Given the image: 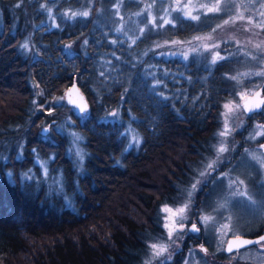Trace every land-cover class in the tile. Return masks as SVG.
Segmentation results:
<instances>
[{"label":"trees","instance_id":"16d2710c","mask_svg":"<svg viewBox=\"0 0 264 264\" xmlns=\"http://www.w3.org/2000/svg\"><path fill=\"white\" fill-rule=\"evenodd\" d=\"M24 1L33 17L37 4L0 0V264H140L147 242L163 237L160 206L173 204L187 187L185 180L211 162L200 165L220 142L215 133L221 101L251 88L244 57L229 45V53L219 58L207 52L185 61L158 57L174 50L167 40L206 33L217 17L175 13L173 23L155 32L146 26L139 31L142 19L133 29L125 14L127 37L111 32L112 15L104 23L103 12L98 16L101 0H93L86 19L62 24L60 30H35L31 41L39 50L31 57L19 47L27 28ZM125 6L133 13L138 5ZM83 36L78 51L65 49V42ZM71 82L89 98L90 114L69 110L62 118L56 105L49 113L40 110ZM260 87L264 93V82ZM116 110L118 118H107ZM244 112L242 134L250 136L264 107L257 116ZM45 123L51 129L42 136L38 128ZM130 130L137 145L129 143ZM71 132L83 139L80 169L68 153ZM229 144L231 162L224 165L227 173L219 167L220 174L235 179L256 172L264 181L256 167L264 132L247 142L233 134ZM245 154L252 162L240 166ZM47 157H52L49 170L41 176L37 159ZM223 182L215 180L214 189ZM201 246L209 247L206 240Z\"/></svg>","mask_w":264,"mask_h":264},{"label":"rangeland","instance_id":"374dc122","mask_svg":"<svg viewBox=\"0 0 264 264\" xmlns=\"http://www.w3.org/2000/svg\"><path fill=\"white\" fill-rule=\"evenodd\" d=\"M130 2L138 5L133 13L130 10L126 11L128 8L125 4ZM21 6L24 12L23 24L27 28L19 47L26 54L35 57L39 50L31 41L35 30L44 32L52 29L60 30L62 24L72 25L75 19H86L91 16L90 7L94 6V1L64 0L60 4L42 2L36 5L33 17L27 10L25 1L21 3ZM97 11L98 16L103 12V23L108 20L109 15L113 16L115 24L111 28L112 33L127 37L129 34L124 27L128 16L125 19V14H130L133 29L138 26L139 19H142L144 24H140L139 31L146 26L155 32L158 29L161 30L165 24L173 23L172 17L175 13L193 19L200 15L213 14L217 19L210 31L192 35L186 39H169L166 42L173 44L174 50L160 51L157 53L158 57H179L185 61L191 54L200 56L207 52L208 56L219 58L229 53L226 48L229 45V49L233 48V51H237L240 56L243 55L242 66L252 76V80H248L250 89L238 91L230 98L221 101L218 114L219 130L215 133L220 142L214 145L215 151L212 152L211 157L204 158L203 164L200 162V165H205L209 160L211 166L208 164L204 171H199V175L192 174L186 179L183 185L187 187L182 188L173 204L160 206L163 237L147 242L145 255L142 256L140 264H264V251H261L264 249V239L256 244L255 249L245 248L238 253L232 250L228 254L224 250L226 242L231 237H244L245 234H251L249 237L256 238L263 234L259 232L264 231V226L260 225L264 219V181L259 179L256 172L248 174V178L236 177L235 179L233 177L228 179L223 173L220 174L222 170L226 171L224 165L231 162L229 155L233 146H230L229 140L233 134L247 142L250 137L255 140L264 132V124L258 122L264 119L262 115L258 116L260 119L255 120V124L248 125L250 136H247V133L242 134L247 121L242 102L261 88L260 85L264 82V0H101ZM94 21L97 23L101 21V18ZM83 40H86L85 36L67 41L64 47L70 53H75ZM224 52L226 53L223 54ZM73 83L85 101L87 100L86 108L82 112L78 111L72 102L67 103L70 100L66 92L71 89ZM153 84L156 86L159 82ZM38 91L41 92L40 89ZM262 95L264 96L263 92ZM51 97L46 96L48 101L45 105L39 106L40 110L45 109L46 113H49L48 111L56 105L55 109L62 118L69 110L83 116L93 111L89 98L76 82L63 86ZM109 117L118 118V111L110 112L107 118ZM64 119L70 120L69 117ZM50 129L49 123L42 124L38 128L42 136H47ZM70 134L73 139L68 153L73 156L76 168L80 169L83 165L84 149L81 145L83 139L76 132ZM128 138L130 144H138V138L133 131H129ZM130 144L128 147L131 146ZM51 160L52 157H47L46 160L37 159L41 176H47L48 164ZM239 161L240 166L249 165L252 162L246 154L240 157ZM258 161L256 167L264 177V153L261 150L258 153ZM217 174L218 177H216ZM161 177L163 179L165 175L161 174ZM218 178H223L225 188L219 185L214 189L213 182ZM250 178L257 187L256 192L254 185L249 182ZM162 182L160 180L159 185ZM210 187L213 191L209 193ZM227 191H229L228 194ZM205 194L208 195L205 196ZM222 198H226L229 202L224 203L225 199L221 201ZM223 205L225 209L222 208ZM144 215L147 216L146 213ZM193 237L202 240V243L206 240L209 252L207 249L203 251L202 243L198 239L193 240ZM153 245H156V248H153Z\"/></svg>","mask_w":264,"mask_h":264},{"label":"water","instance_id":"95a60500","mask_svg":"<svg viewBox=\"0 0 264 264\" xmlns=\"http://www.w3.org/2000/svg\"><path fill=\"white\" fill-rule=\"evenodd\" d=\"M71 89L66 92L67 98L74 104L76 109L80 112L84 111L86 108V101L81 93H79L76 85L73 83ZM243 107L246 112L250 111H260L264 103V96H262V90L258 89L256 92L243 100ZM264 237V233L260 237L250 238V237H231L228 239L225 245V251L229 252L236 250L245 246L252 245ZM245 241H252V243H245ZM231 248V250H229Z\"/></svg>","mask_w":264,"mask_h":264},{"label":"flooded vegetation","instance_id":"af4514ba","mask_svg":"<svg viewBox=\"0 0 264 264\" xmlns=\"http://www.w3.org/2000/svg\"><path fill=\"white\" fill-rule=\"evenodd\" d=\"M29 3H31V5L32 4H42V2H54V3H63L64 2V0H32V1H28ZM254 115H256L255 114V112H252V113H250V116L252 117V116H254ZM261 115H264V112H262L261 113ZM257 116V115H256ZM263 149H264V144H263ZM197 231H199V230H197ZM261 233H264V231H262ZM258 242H256V243H254V244H252V245H250V246H245V247H242V248H239V249H236V250H234V252H237L238 253V251H242L243 249H245V248H253V249H255L256 248V244H257ZM261 251H264V249L263 250H261ZM226 254H228V252H225ZM230 253V252H229ZM261 255H263V254H261Z\"/></svg>","mask_w":264,"mask_h":264},{"label":"snow or ice","instance_id":"6c2138e0","mask_svg":"<svg viewBox=\"0 0 264 264\" xmlns=\"http://www.w3.org/2000/svg\"><path fill=\"white\" fill-rule=\"evenodd\" d=\"M85 15H86V13H85ZM25 47H26V45H25ZM261 239H264V237H261ZM245 243H252V241H245ZM152 247L156 248V245H153ZM229 250H231V248Z\"/></svg>","mask_w":264,"mask_h":264}]
</instances>
